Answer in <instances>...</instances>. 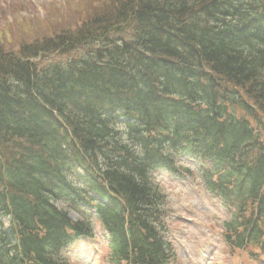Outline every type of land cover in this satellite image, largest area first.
Returning <instances> with one entry per match:
<instances>
[{
  "label": "trees",
  "instance_id": "obj_1",
  "mask_svg": "<svg viewBox=\"0 0 264 264\" xmlns=\"http://www.w3.org/2000/svg\"><path fill=\"white\" fill-rule=\"evenodd\" d=\"M105 5L0 46V264H69L96 224L110 264L171 262L153 170L190 154L225 243L264 254V0ZM76 204L95 215L73 220Z\"/></svg>",
  "mask_w": 264,
  "mask_h": 264
},
{
  "label": "rangeland",
  "instance_id": "obj_2",
  "mask_svg": "<svg viewBox=\"0 0 264 264\" xmlns=\"http://www.w3.org/2000/svg\"><path fill=\"white\" fill-rule=\"evenodd\" d=\"M108 1L0 0V46H15L23 39L30 42L53 34L56 29L75 26ZM66 59L68 55L51 54L44 58V63ZM197 162L193 156L182 159L183 166L194 169L191 175L161 171L156 174L169 211L166 235L174 242L177 252L173 264H264L260 249L231 250L221 239L227 211L204 187L198 177ZM60 205L68 207L67 201ZM69 215L73 220L83 217L80 211L72 209ZM94 232L95 238L73 244L67 256L70 264H110L107 235L100 224Z\"/></svg>",
  "mask_w": 264,
  "mask_h": 264
}]
</instances>
